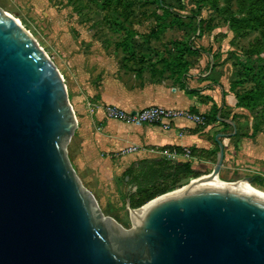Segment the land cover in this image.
Masks as SVG:
<instances>
[{
  "label": "water",
  "instance_id": "95a60500",
  "mask_svg": "<svg viewBox=\"0 0 264 264\" xmlns=\"http://www.w3.org/2000/svg\"><path fill=\"white\" fill-rule=\"evenodd\" d=\"M220 111L232 131L215 135L212 171L140 208L126 200L144 209L126 230L66 158L77 120L61 74L0 11V264H264V199L204 187L221 182V139L237 133Z\"/></svg>",
  "mask_w": 264,
  "mask_h": 264
},
{
  "label": "rangeland",
  "instance_id": "374dc122",
  "mask_svg": "<svg viewBox=\"0 0 264 264\" xmlns=\"http://www.w3.org/2000/svg\"><path fill=\"white\" fill-rule=\"evenodd\" d=\"M0 11L15 19L57 68L75 117L92 115L100 106L106 79L124 80L132 73H146L154 81L166 78L171 54L190 35L189 44L199 50L185 56L186 75L209 77L214 71L224 77L229 91L242 99L236 98L239 112L225 109L223 116L232 118L241 138L249 136L245 130L250 138L264 137V0H0ZM177 13L190 27L159 34L162 24L175 21ZM198 17L204 20L201 38L192 35ZM236 18L240 23L230 29ZM202 57L205 65L195 70ZM109 108L103 107L105 119ZM96 131L93 127L90 134ZM85 144L75 129L65 146L80 185L93 195L104 216L130 230L128 185L116 170L120 157L104 159L100 151L91 154ZM243 177L252 178L249 186L264 193L261 168L219 179L235 182ZM194 181L187 178L173 191L181 192Z\"/></svg>",
  "mask_w": 264,
  "mask_h": 264
},
{
  "label": "crops",
  "instance_id": "0c3cea01",
  "mask_svg": "<svg viewBox=\"0 0 264 264\" xmlns=\"http://www.w3.org/2000/svg\"><path fill=\"white\" fill-rule=\"evenodd\" d=\"M204 56L211 59L209 52ZM198 60L195 70H200L205 65V57ZM209 73V77L206 74L189 73L182 78L181 85L172 80L170 75L154 81L146 73H132L124 80L113 77L106 79L100 91V106L92 115L82 114V117H76V129L82 140L85 138V146L91 154L100 151L107 160L114 156L120 157L116 170L121 174L134 161L165 157L189 161L192 168L204 176L212 171L215 164V152L218 148L214 137L217 133H230L228 130L232 131V127L229 124L216 119L214 122L198 125L184 118H177L172 127L165 130L158 125L127 124L105 119L103 107L113 106L132 112L148 106H158L189 110L204 116L209 114L212 104H216L220 107V114L225 109L231 111V114L239 112L236 99L229 91L224 77L214 71ZM192 90L196 92L192 93ZM224 115L223 117L232 120L230 116ZM93 127L97 130L94 136L90 134ZM245 132L248 137L241 138V133L237 131L234 136L221 139L224 158L219 172L220 178H230L243 171L264 169V137L256 135L250 138L251 133L246 130ZM176 147L182 150L197 149L203 153L197 152L196 155L186 158L183 151L174 150Z\"/></svg>",
  "mask_w": 264,
  "mask_h": 264
},
{
  "label": "trees",
  "instance_id": "16d2710c",
  "mask_svg": "<svg viewBox=\"0 0 264 264\" xmlns=\"http://www.w3.org/2000/svg\"><path fill=\"white\" fill-rule=\"evenodd\" d=\"M198 18V22L193 23L192 26V35L195 38H201L204 33V20L201 19V17ZM174 20L175 21L171 23H163L160 27L159 34L169 30H175L178 26L190 27L189 24L183 23V16L179 13L175 14ZM240 21L241 19L236 18L232 25H230V29H233L235 24L240 23ZM189 42L193 44L190 35L187 39L180 42V45H183V47L177 49L175 55L171 54L172 62L168 71L170 75L175 77L177 80L176 82L178 83L181 82L182 78L187 74L189 64L188 60L185 59V56L194 55L195 51L199 50V47L191 45ZM191 92L194 93L196 91L192 90ZM234 95L235 99L238 98V102L242 99L237 94ZM236 106H238V104ZM219 110L220 107L216 104H212L209 114L204 115L205 122L210 123L216 121V114ZM220 117L225 118L223 117V114H220ZM174 150L177 152L183 151L178 147L174 148ZM217 151L218 149H216V152ZM197 152L203 153V151L197 149H190L191 156L196 155L195 153ZM200 176V172L192 168L191 162L171 160L165 157L146 158L134 161L122 174L123 180L126 181V184L128 185L126 199L129 201V205L132 209L140 208L154 198L173 191L187 178L197 179ZM125 178L128 179L125 180ZM253 178L254 181L256 179H258L257 181L261 180L256 177Z\"/></svg>",
  "mask_w": 264,
  "mask_h": 264
},
{
  "label": "built area",
  "instance_id": "2783aa9c",
  "mask_svg": "<svg viewBox=\"0 0 264 264\" xmlns=\"http://www.w3.org/2000/svg\"><path fill=\"white\" fill-rule=\"evenodd\" d=\"M106 116L109 119L127 124L158 125L165 130H169L172 127L173 121L177 118H184L198 125L205 123L203 115L195 114L189 110L165 109L158 106L144 107L135 111L134 114L110 106L106 112ZM183 156L186 158L191 157L190 149H184Z\"/></svg>",
  "mask_w": 264,
  "mask_h": 264
},
{
  "label": "bare ground",
  "instance_id": "6f19581e",
  "mask_svg": "<svg viewBox=\"0 0 264 264\" xmlns=\"http://www.w3.org/2000/svg\"><path fill=\"white\" fill-rule=\"evenodd\" d=\"M133 112H135V111H133ZM206 185L207 186H204V187L237 190V191H242L244 193L250 194L254 197L264 199V193L257 191V190H254L253 188H251L249 186L248 183L243 182V181H235V182H223V181L218 182V181H216L214 183H208ZM143 211H144V209H141V210H138L136 212L130 213L132 215L133 222H137L139 220Z\"/></svg>",
  "mask_w": 264,
  "mask_h": 264
}]
</instances>
